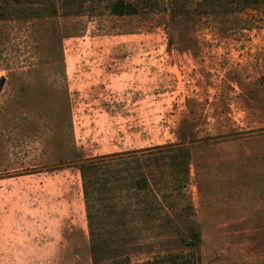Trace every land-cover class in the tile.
I'll return each mask as SVG.
<instances>
[{
  "label": "rangeland",
  "instance_id": "1",
  "mask_svg": "<svg viewBox=\"0 0 264 264\" xmlns=\"http://www.w3.org/2000/svg\"><path fill=\"white\" fill-rule=\"evenodd\" d=\"M91 66L128 68L137 137L80 124ZM140 152L123 189L153 188L89 206L154 217L132 262L193 243L199 264H264V0H0V264H92L80 167Z\"/></svg>",
  "mask_w": 264,
  "mask_h": 264
},
{
  "label": "trees",
  "instance_id": "2",
  "mask_svg": "<svg viewBox=\"0 0 264 264\" xmlns=\"http://www.w3.org/2000/svg\"><path fill=\"white\" fill-rule=\"evenodd\" d=\"M145 154L149 153L113 154L88 160L80 167L92 264H199L200 256L196 252L197 250H195L193 243L185 244L183 251L170 252L166 255H158L145 262L134 263L130 258V251L132 248H138L142 242H137L133 238V234L138 231V228L141 229V227L150 230L154 217L149 214L132 217L126 212L115 216H101L99 214L95 216L90 210L91 197H98L99 201L105 203L115 197H130L127 194L130 192V188L137 192V194L150 191L153 188L146 176L139 175L137 181H132L131 185H128V191L123 189L125 184L129 183V178L123 175V167H130L131 163L129 160H134L135 164H139L140 156H144ZM162 177L160 180H163L164 186L168 188L169 179L165 176ZM114 184L116 187L113 186ZM108 197L113 198L110 199ZM106 225H113L115 231L117 230L113 233L114 238H117V241L113 244L104 240L105 236L110 234L109 232H105L104 226ZM153 228L157 229L155 226ZM190 239L193 241L197 237L191 235Z\"/></svg>",
  "mask_w": 264,
  "mask_h": 264
},
{
  "label": "crops",
  "instance_id": "3",
  "mask_svg": "<svg viewBox=\"0 0 264 264\" xmlns=\"http://www.w3.org/2000/svg\"><path fill=\"white\" fill-rule=\"evenodd\" d=\"M131 69L136 70V74L142 70L139 67ZM128 74V68L121 66L78 67L75 70L73 84L78 90L76 94L79 99L78 105L90 107L89 110H80L78 114L80 124L105 122L108 131H116L118 140L126 142L132 138L130 136H138L140 130L138 123L145 120L142 110L144 107L139 93L129 91ZM119 152L123 151L113 153Z\"/></svg>",
  "mask_w": 264,
  "mask_h": 264
}]
</instances>
